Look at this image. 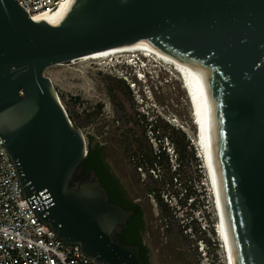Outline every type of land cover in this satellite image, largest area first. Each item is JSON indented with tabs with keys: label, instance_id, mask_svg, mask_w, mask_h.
Segmentation results:
<instances>
[{
	"label": "water",
	"instance_id": "obj_1",
	"mask_svg": "<svg viewBox=\"0 0 264 264\" xmlns=\"http://www.w3.org/2000/svg\"><path fill=\"white\" fill-rule=\"evenodd\" d=\"M61 7L34 18L0 0V136L24 196L44 198L41 221L99 264H144L137 246L115 239L133 212L110 201L94 170L73 183L89 146L45 71L153 42L191 73L235 264H264V0H80L59 15Z\"/></svg>",
	"mask_w": 264,
	"mask_h": 264
},
{
	"label": "rangeland",
	"instance_id": "obj_2",
	"mask_svg": "<svg viewBox=\"0 0 264 264\" xmlns=\"http://www.w3.org/2000/svg\"><path fill=\"white\" fill-rule=\"evenodd\" d=\"M132 53L84 61L73 59L48 67L45 74L51 79L72 122L82 130L88 146L103 147L113 172L142 206L146 225L144 240L151 250V261L169 264L179 259L182 264H226L223 243L217 232L218 220L211 187L195 142L196 127L192 123L190 103L181 80L166 65ZM137 60L146 66L143 68L150 70L149 84L136 80L132 75L134 68L131 65L141 68ZM120 79L124 81V87H129L131 102L128 107L116 108L109 96L121 99L123 87ZM117 115L122 117L119 118L120 123L116 122ZM122 119L127 125L139 126L142 132H122L120 128L125 125ZM166 124L185 131L193 144L195 160L186 159L188 156L183 158L181 178L198 194L185 203L183 198L180 201L168 196L172 188L167 186L164 200L175 207L169 218L161 214L156 200L148 192L149 177L143 179L144 175L135 169L130 154L132 149L127 146V142L134 138L149 137L156 148L154 137L148 135H152V127L163 128ZM164 146L174 169L177 166L176 152L167 139ZM196 159L202 164L201 170L197 168ZM160 173L168 177L166 168L161 167ZM198 176H201L200 182ZM177 178L181 181L180 176ZM187 219L191 221L190 226L184 227Z\"/></svg>",
	"mask_w": 264,
	"mask_h": 264
},
{
	"label": "built area",
	"instance_id": "obj_3",
	"mask_svg": "<svg viewBox=\"0 0 264 264\" xmlns=\"http://www.w3.org/2000/svg\"><path fill=\"white\" fill-rule=\"evenodd\" d=\"M67 1L16 0L34 18L52 13ZM43 199L24 196L19 172L0 136V264H99L41 221L37 211Z\"/></svg>",
	"mask_w": 264,
	"mask_h": 264
},
{
	"label": "trees",
	"instance_id": "obj_4",
	"mask_svg": "<svg viewBox=\"0 0 264 264\" xmlns=\"http://www.w3.org/2000/svg\"><path fill=\"white\" fill-rule=\"evenodd\" d=\"M120 82H122L123 91H128L127 93L129 94V87H124V81L122 79H120ZM152 128V135L148 136L154 137L157 145L156 148L152 146L153 143L150 142L149 137L146 139L134 138L132 141L127 142V146L132 149L130 154H132L131 159L135 163V169H141L142 172H139L144 174L143 179L147 180L149 177L148 192L152 194L156 200L161 214L165 218H169L172 213L175 212V207L164 200L163 194L168 192L167 186H171L172 188V191L169 192L170 194H167L168 196L180 201L183 198L185 203H187V201L192 198L194 194L198 195L195 190H192L190 187L186 186L181 178L183 158L188 156L186 159L191 158L195 160L196 153L192 148L193 144H191V140L185 131L167 124L163 128H160V126ZM165 139L172 143L173 150L176 152L177 166H174V169H172L173 166L170 162L169 153L166 152L167 147L164 146ZM103 157L104 151L102 150V147H100V145L90 144L88 154L84 161L86 170L89 171L93 169L96 172L112 203L118 204L126 210L135 211V215L130 219V221H128V223H126L125 227H123L122 234L116 235L117 238L115 236V239L127 245L137 246L140 250V257L144 264H148V259L145 255L147 246L143 243V234L145 233L146 227L143 208L139 203L134 202L132 197L125 198L123 195L117 194L112 190L113 182H117L122 190L124 189V192L125 186L121 183V181L119 182L116 177H114V180H110L103 175ZM196 165H198L197 168L201 170L200 165L202 164L199 162V160H197ZM161 167L166 168L168 173L167 178L165 175L160 173ZM157 171L158 173H156ZM177 176H180L181 181H179ZM174 180L176 181L175 183ZM198 181H201V176H198ZM177 182L179 185H177ZM191 219L193 220V217ZM187 221L188 223L183 221V223L185 222L184 227L190 226L189 224L191 221H189V219H187Z\"/></svg>",
	"mask_w": 264,
	"mask_h": 264
},
{
	"label": "bare ground",
	"instance_id": "obj_5",
	"mask_svg": "<svg viewBox=\"0 0 264 264\" xmlns=\"http://www.w3.org/2000/svg\"><path fill=\"white\" fill-rule=\"evenodd\" d=\"M79 1L80 0H68L64 5H62L61 12L59 13V15L67 14ZM124 52H133L132 54L138 53L145 56L146 58H151V60L155 63L164 64L167 67L171 68L176 73V76L178 75V78L181 80L182 87L185 90L187 94V98L190 103L191 112L194 111V113L191 114V118L193 125H195L196 127L195 142L197 143L198 146L197 148L199 150L200 157L202 158V162L204 165L203 167L206 172L207 180L209 186L211 187L213 205L218 220L217 232L221 237V242L223 243L222 245L224 248L226 264H235V260L232 254L229 237L227 233L226 220L222 209V197L220 193L219 181L210 154L206 134L200 116L197 111L196 101L193 92V84L191 80V73L188 69V66L186 65L182 57L174 54L173 52L153 42L150 43L138 42L120 49L102 51L99 53L87 55L76 59L84 61L88 59L106 58L113 56L114 54L124 53ZM134 61L136 62V55H134L133 62ZM195 119L196 122L193 121ZM198 129H200L201 131L199 132V134H198ZM217 210L218 212L220 210L219 214L217 213Z\"/></svg>",
	"mask_w": 264,
	"mask_h": 264
},
{
	"label": "flooded vegetation",
	"instance_id": "obj_6",
	"mask_svg": "<svg viewBox=\"0 0 264 264\" xmlns=\"http://www.w3.org/2000/svg\"><path fill=\"white\" fill-rule=\"evenodd\" d=\"M120 96H121V99H115L114 97H112L110 95L109 96L110 102H112L113 105L116 108L117 107L120 108V107H123V106L128 107L130 105V102H131L130 95L127 92H124L123 91V93H121ZM98 108H101V107H98ZM116 117H117L116 122L117 123H120L119 122V118H122V117H120L119 115H117ZM122 124H125V120L124 119H122ZM120 129H121L122 132H136V131L137 132H142V129L139 126H135L134 124H131V125L125 124ZM100 147H102V146H100ZM102 150L104 151L103 147H102ZM91 170H93V169H91ZM91 170L87 171L85 164H83L77 170V172H76V174L74 176V179H73V183L86 181L88 179V175H89V173H90ZM102 173L108 179L114 180V177H116L118 179V181L120 182V180L117 177V175L113 172V170L111 168V165L107 161V158L105 156V152H104V157H103V161H102ZM112 190L115 193H117V194L123 195L125 198L132 197L130 195L129 191L125 188V192H124L123 191L124 189L122 190V188L120 187L119 184H117V182H113ZM134 202H136V201L134 200ZM136 203H138V202H136ZM131 211L133 212V215L125 223L121 224V226L118 228V230L115 231V236L122 234L123 227H125L126 223H128V221H130V219L135 215V211H133V210H131ZM145 229H146V227H145ZM144 234H143V243L147 246L146 247V251H145V255L147 256L148 264H157V263H154L153 261H151V250L148 247V245L145 243ZM116 238H117V236H116ZM169 264H182V263H181V261L179 259L178 260L177 259H174V261L171 262V263H169Z\"/></svg>",
	"mask_w": 264,
	"mask_h": 264
},
{
	"label": "clouds",
	"instance_id": "obj_7",
	"mask_svg": "<svg viewBox=\"0 0 264 264\" xmlns=\"http://www.w3.org/2000/svg\"><path fill=\"white\" fill-rule=\"evenodd\" d=\"M134 69H133V73L132 75H135L136 77V80L138 81H141L142 83H148L149 80L148 79H151V75H150V70L148 68H137L133 65H131ZM138 73H141L143 76H137ZM149 84V83H148Z\"/></svg>",
	"mask_w": 264,
	"mask_h": 264
}]
</instances>
